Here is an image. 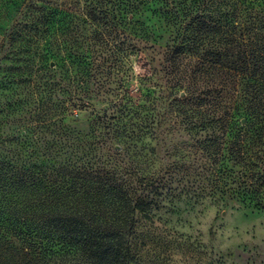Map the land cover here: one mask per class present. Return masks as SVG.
<instances>
[{
  "label": "rangeland",
  "instance_id": "obj_1",
  "mask_svg": "<svg viewBox=\"0 0 264 264\" xmlns=\"http://www.w3.org/2000/svg\"><path fill=\"white\" fill-rule=\"evenodd\" d=\"M34 2L0 0V154L150 183L135 264H264V211L197 195L203 164L171 116L163 26L143 7L109 35L82 20L47 21ZM49 264L82 262L61 251Z\"/></svg>",
  "mask_w": 264,
  "mask_h": 264
},
{
  "label": "trees",
  "instance_id": "obj_2",
  "mask_svg": "<svg viewBox=\"0 0 264 264\" xmlns=\"http://www.w3.org/2000/svg\"><path fill=\"white\" fill-rule=\"evenodd\" d=\"M40 1L32 5L47 21L109 35L146 7L166 36L172 119L203 164L197 195L264 211V0H64L69 11ZM143 181L0 154V264H49L61 251L82 264H135L137 221L154 204Z\"/></svg>",
  "mask_w": 264,
  "mask_h": 264
}]
</instances>
